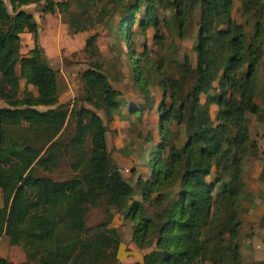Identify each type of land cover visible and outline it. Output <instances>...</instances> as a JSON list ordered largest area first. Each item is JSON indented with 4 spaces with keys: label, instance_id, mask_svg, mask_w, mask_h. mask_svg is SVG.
Masks as SVG:
<instances>
[{
    "label": "trees",
    "instance_id": "obj_1",
    "mask_svg": "<svg viewBox=\"0 0 264 264\" xmlns=\"http://www.w3.org/2000/svg\"><path fill=\"white\" fill-rule=\"evenodd\" d=\"M70 1L62 2L65 10ZM75 1L82 7L96 2L122 6L119 29L126 39L140 9L139 0L129 4L124 0ZM155 1L144 0L145 12L138 22L143 34L150 24L159 31ZM160 1L172 9L171 16L163 21L165 26L176 29L179 38L186 37L187 4L192 0ZM198 1L195 64L185 53L178 65L179 76L165 75L157 82L162 91L160 141L150 160L149 179L139 177L136 181L142 200L129 203L134 187L111 166L108 127L96 112L102 110L111 120L124 105L119 91L103 73L102 63L90 60V67L81 72L83 94L71 109L58 104L57 74L39 44V25L22 9L38 2L9 0V11L0 0V100L6 103L0 106V236L21 247L26 258L23 264H128L118 257L120 235L109 226L110 219L94 227L86 224L89 211L101 200L127 212L134 222L132 239L137 248L145 250L153 245L139 262L129 264H245L240 253L239 214L246 191L244 160L254 147L246 114L261 117L263 112L255 96L257 70L264 54V0H239L237 12L245 18L243 24L231 16L233 0ZM45 8L53 12L52 2ZM83 13H69L68 24L74 32L88 27ZM245 25L251 27L249 35ZM25 32L32 34L33 47L21 54L20 34ZM83 51L89 59L98 58L95 35L85 39ZM161 66L160 62L157 70ZM134 67V80L144 99L153 102L139 67ZM217 78L216 89L213 82ZM19 79L33 84L36 95L24 91L19 98ZM201 94L205 95L203 102ZM166 97L170 99L168 105ZM211 104L218 107L216 122L210 114ZM69 118L74 120L75 131L62 144L59 138ZM173 124L185 126L187 138L180 148L174 143ZM20 127H25L30 137L19 139L14 131ZM67 153L76 159L72 168L78 174L74 177L54 180L35 174L37 167H57ZM213 167L219 183L215 196L213 184L206 180ZM152 193H156L152 201L160 206L162 197L169 201L158 212L152 208L155 213L148 217L142 202ZM260 224L264 226V218ZM0 264L14 263L0 257Z\"/></svg>",
    "mask_w": 264,
    "mask_h": 264
},
{
    "label": "rangeland",
    "instance_id": "obj_2",
    "mask_svg": "<svg viewBox=\"0 0 264 264\" xmlns=\"http://www.w3.org/2000/svg\"><path fill=\"white\" fill-rule=\"evenodd\" d=\"M133 0H124L125 4H129ZM61 0L58 3H53V12L45 11V4L51 3L44 1L40 3H33L23 6L22 9L32 14L39 25V44L43 48L44 56L47 58L51 67L56 71L58 82V104L64 105L65 108L71 109L74 101L80 99L83 94L82 83L80 81V74L85 69H88L90 60L97 59L102 63V71L108 77L113 88L119 91V96L125 105L130 104V92L136 91L142 96L138 84L134 80V67L137 64L140 70V77L142 83L147 87L150 97L155 99L158 97L159 105L162 103V91L157 85L158 80L162 77L169 76L174 79L179 76L178 65L183 63V54H187L191 63L195 64L196 54L193 51V44L197 36L198 20L200 13L199 1L188 2V25L185 27L186 37L179 38L176 35V29L169 30L165 24L164 19L169 18L172 14V9L168 7L163 1H155V16L158 18L159 31L156 32L150 24L143 34L139 28L138 22L140 17L145 12L146 2L139 0L140 9L135 15L134 22L131 25V31L127 32L128 38L125 34L120 33L119 22L123 13L122 6L118 4H110L106 2H96L85 5L84 7L78 5L75 0H71L67 10L64 9ZM231 16L238 22L244 23L245 18L241 17L237 12L239 0L232 1ZM6 6L11 11L9 0H6ZM79 11L83 13V18L86 20L87 29L85 31L74 32L68 24L70 12ZM173 28V26L171 27ZM245 31L249 35L251 32L250 25H245ZM28 35V36H27ZM96 36V45L99 49L100 55L93 58H88L83 51L84 41L90 36ZM33 47L32 34H20L19 52L27 54L29 49ZM145 55L149 58L146 61ZM134 58V59H133ZM171 59L176 60L177 63H171ZM162 66L157 70L158 65ZM18 73V67H17ZM258 89L255 96V102L263 108L261 117H256L253 114L247 113V121L249 125V132L251 141L254 147L248 151V156L245 158L243 165V179L245 175L252 178L250 186L246 185L245 194L242 198V210L239 214L241 226L239 232L245 235L243 245H240V253L245 264H264V239L253 241L251 243L252 223L254 221V212L258 203H264V190L258 189L260 186L253 183L254 172L258 174L260 180H264V54L262 62L257 70ZM191 80H188V83ZM218 78L213 82V86L218 88ZM28 91L36 95V88L33 84L26 83L24 79H19L18 97L23 96V92ZM144 96H142L143 98ZM200 100H205V95H200ZM144 104L137 109L126 105L124 110H118L115 114H121L119 118L120 124L114 125L112 120L102 110H96L101 116L104 123L107 125L106 132L107 149L110 156L111 166L119 169L122 176L131 183L134 187V194L129 203L135 200H142L139 188L136 186L137 179L143 176L150 177V160L155 149V144L160 141V137L154 140V133L158 130V122H155L154 117L147 115V125L142 124V110L152 106V100H145ZM166 105L169 104L170 99L166 97ZM82 104L81 101L78 102ZM86 107L90 105L83 103ZM0 106H6L4 100H0ZM40 110H45L46 107L39 106ZM210 114L214 122L218 107L214 104L209 106ZM129 119V120H127ZM127 120V121H126ZM131 121L127 126L125 123ZM125 122V123H124ZM121 125V126H119ZM125 125V126H124ZM120 129V130H119ZM172 130L175 132L174 143L177 148H180L186 141V131L184 124H173ZM75 131L74 120L69 118L64 126V130L60 135V142L67 143L73 136ZM19 139L22 137H30V133L25 127H20L14 131ZM151 139L148 140V137ZM153 138V139H152ZM120 142V143H119ZM156 142V143H154ZM85 147H89V138L86 139ZM167 150L162 154L166 156ZM76 162L74 155L71 153L65 154L59 160L58 166L50 170H43L40 167L35 169V174L40 176H48L54 180H65L74 177L78 174V170L72 168V164ZM218 173L215 167L212 168L209 175L206 177L207 182L212 185V194L218 191L219 183L217 182ZM249 187V188H248ZM261 188H263L261 186ZM257 194V195H255ZM156 197V193H152L150 201H143V207L148 213V217H153V211L158 212L169 201L168 197H162V206L153 202L152 199ZM2 205V193L0 190V206ZM253 209V213L251 210ZM253 218V219H252ZM110 219L109 226L118 230L120 235V248L118 252L119 259L124 263L139 262L144 252L149 249L141 250L139 248L131 247L134 243L132 239L133 224L124 210H118L114 206L105 204L101 200L99 206L92 208L87 216L86 224L88 227H94L99 223ZM249 219L251 222H249ZM152 224V223H151ZM150 224V225H151ZM242 230V231H241ZM152 236V233L148 237ZM4 235L0 236V251L1 249L7 254L4 258L8 261H15V263L23 264L25 261L24 252L21 247H10L9 241L3 239ZM252 240H254L252 238ZM135 245V243H134ZM5 247L7 249H5ZM119 248V249H120ZM0 257H2L0 253ZM3 258V257H2ZM207 264H211L207 262Z\"/></svg>",
    "mask_w": 264,
    "mask_h": 264
},
{
    "label": "crops",
    "instance_id": "obj_3",
    "mask_svg": "<svg viewBox=\"0 0 264 264\" xmlns=\"http://www.w3.org/2000/svg\"><path fill=\"white\" fill-rule=\"evenodd\" d=\"M4 2L6 3V0H4ZM27 34H30V33H27ZM28 36V35H27ZM131 93V95L129 96V98H131V100L129 101V103L130 104H127L126 103V105L127 106H129L130 108L131 107H133V109H137L138 107H140V106H142L145 102H144V97L142 98V96L141 95H139V94H137V92L136 91H133L132 90V92H130ZM154 101V103H152V106L149 108V107H147V108H145V109H143L142 110V117H141V120H142V124L143 125H147V119H146V117H147V115H149L150 116V118L151 117H154V119H155V122L157 121L158 122V109H159V100H158V97L157 96H155V99L153 100ZM126 105H125V101H124V105L120 108V110L122 109V110H124L125 108H126ZM214 104H211V106H213ZM121 117V114H115L114 115V119H113V123H114V125L115 126H117V123L118 124H120V121H119V118ZM127 120H129V119H127ZM126 120V121H127ZM125 123V122H124ZM131 123V121H128L127 123H125V125H129ZM124 125V126H125ZM119 126H121V125H119ZM120 130V129H119ZM156 137L158 138V130L156 129V131H155V133H154V140L156 141ZM153 139V138H152ZM120 143V142H119ZM154 143H156V142H154ZM258 173V172H257ZM257 173H255L254 172V179L256 178V180H254V182L253 183H255V184H257V186H258V184L260 185L259 187H258V189L261 191V189H263L264 190V180H260L259 178H258V174ZM143 180H147V179H149L148 178V176H143L142 175V177H141ZM252 180V178H250V177H248L247 175H245V182H246V185L248 186H250V188L252 189V185L250 184V181ZM261 186L263 187V188H261ZM249 188V187H248ZM255 195H257V194H255ZM258 196V195H257ZM251 212L253 213V209L251 210ZM254 216H255V218H254V221H253V223L251 224L253 227H252V230H251V232H252V234L253 235H251V239H250V241H251V243L253 242V241H257L256 239H259V240H263L264 239V226H262L260 223H261V220H262V218H264V203L263 202H261V203H258V205H257V207L255 208V212H254ZM253 219V218H252ZM249 222H251L250 221V219H249ZM242 226H243V223H242ZM241 226V227H242ZM242 231V230H241ZM245 235L243 234V232H239V243H240V245H243V242H244V237ZM252 238L254 239V240H252ZM4 240L5 239H7L8 240V238L6 237V236H4V238H3ZM10 244V243H9ZM10 247H17V246H15V245H10ZM121 247V246H120ZM119 247V248H120ZM131 247H135V245H134V243H131ZM5 249H7L6 247H5ZM118 252H121V248L119 249V251ZM0 253H1V255H2V257L4 258L5 257V255L7 254V252H5V250L3 251L2 249H1V251H0ZM145 253V252H144ZM24 258H25V254H24ZM260 259H264V257H261ZM25 261H26V258H25ZM24 261V262H25ZM10 262H12V261H10ZM12 263H14V264H18V263H15V261H13Z\"/></svg>",
    "mask_w": 264,
    "mask_h": 264
},
{
    "label": "built area",
    "instance_id": "obj_4",
    "mask_svg": "<svg viewBox=\"0 0 264 264\" xmlns=\"http://www.w3.org/2000/svg\"><path fill=\"white\" fill-rule=\"evenodd\" d=\"M34 1H36V2H38V3H40V2H46V1H50V2H53V3H58V2H60L61 0H34Z\"/></svg>",
    "mask_w": 264,
    "mask_h": 264
}]
</instances>
